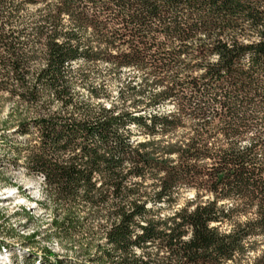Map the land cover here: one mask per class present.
I'll return each instance as SVG.
<instances>
[{"label":"trees","instance_id":"trees-1","mask_svg":"<svg viewBox=\"0 0 264 264\" xmlns=\"http://www.w3.org/2000/svg\"><path fill=\"white\" fill-rule=\"evenodd\" d=\"M0 94L47 262L264 264V0H0Z\"/></svg>","mask_w":264,"mask_h":264},{"label":"rangeland","instance_id":"rangeland-1","mask_svg":"<svg viewBox=\"0 0 264 264\" xmlns=\"http://www.w3.org/2000/svg\"><path fill=\"white\" fill-rule=\"evenodd\" d=\"M102 69L105 66H101ZM136 75L134 71L126 69L121 73L122 81L128 76ZM113 96H116L119 83L115 82ZM5 97V95L0 94ZM11 101L0 100V139L6 127L11 128L16 123V116L9 117L12 111ZM11 154L1 152L0 161V240L4 241L6 247L0 250V264H51L55 263L56 258L47 259L44 255L46 248L52 249L61 259H68L76 262L83 257L78 253V249L71 246V243L61 245L55 238H49L46 229L53 219V206L49 205L46 209L41 208L36 201L42 199V188L39 176L26 175L22 166L16 167L8 160ZM5 156V157H4ZM22 162V161H21ZM19 164H22V163ZM30 196L28 200L22 193ZM184 196L191 198L193 192L187 191ZM20 198H24L23 202ZM28 209L34 216V219L28 220L23 216V209ZM36 230L41 234L37 237V243L29 246L27 236ZM34 256L28 257L32 251ZM66 261V259L64 260ZM66 261V262H67Z\"/></svg>","mask_w":264,"mask_h":264},{"label":"bare ground","instance_id":"bare-ground-1","mask_svg":"<svg viewBox=\"0 0 264 264\" xmlns=\"http://www.w3.org/2000/svg\"><path fill=\"white\" fill-rule=\"evenodd\" d=\"M23 202H25L26 200L24 198H20Z\"/></svg>","mask_w":264,"mask_h":264}]
</instances>
